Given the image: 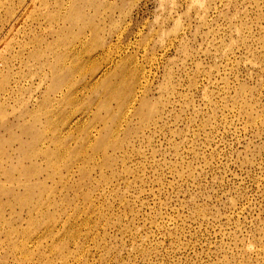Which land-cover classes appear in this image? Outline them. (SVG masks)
Instances as JSON below:
<instances>
[{
  "label": "rangeland",
  "instance_id": "374dc122",
  "mask_svg": "<svg viewBox=\"0 0 264 264\" xmlns=\"http://www.w3.org/2000/svg\"><path fill=\"white\" fill-rule=\"evenodd\" d=\"M0 264H264V0H0Z\"/></svg>",
  "mask_w": 264,
  "mask_h": 264
},
{
  "label": "bare ground",
  "instance_id": "6f19581e",
  "mask_svg": "<svg viewBox=\"0 0 264 264\" xmlns=\"http://www.w3.org/2000/svg\"><path fill=\"white\" fill-rule=\"evenodd\" d=\"M103 74V73H102ZM101 75V74H100ZM138 95V94H137ZM76 122V121H75Z\"/></svg>",
  "mask_w": 264,
  "mask_h": 264
}]
</instances>
